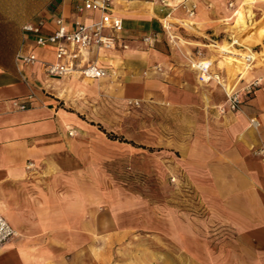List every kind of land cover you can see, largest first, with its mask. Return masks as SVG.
Segmentation results:
<instances>
[{"label": "crops", "instance_id": "obj_1", "mask_svg": "<svg viewBox=\"0 0 264 264\" xmlns=\"http://www.w3.org/2000/svg\"><path fill=\"white\" fill-rule=\"evenodd\" d=\"M181 1L166 0L167 5H162L160 0H111V13L123 22V29L108 40L111 48L81 51L74 72L49 76L41 63L54 61L53 48L36 46L34 35L25 33L24 25L42 21L41 33L48 35L56 29L57 19L71 29L75 20L98 21L101 11L79 13L82 0H0V215L15 231L0 248V264H72L74 258L66 255L67 249L82 247L77 235L83 226L90 233L97 230L94 170L104 158L97 148V141L104 137L67 101L79 96L85 82L105 80L88 79L80 67L92 63L108 73L111 67H120L119 60L131 63L138 49L135 44L148 37L152 45L165 24L170 23L179 34L178 23L185 21L202 34L193 41L204 45L208 39L218 41L212 36L224 26L207 1L189 0L197 6L190 19L183 17L181 9L169 13V7ZM237 22L245 24L242 12ZM259 22L256 49L249 46L250 40L254 42L251 33L239 31L238 39L246 45L234 50L224 44L217 51L225 56L212 49L206 53L213 78L226 79L228 95L236 80L240 81L235 75L246 69V61L252 60V66L258 58L264 61V19ZM30 53L36 62L24 63L19 58ZM143 53L139 56L145 59L160 52ZM143 64L146 61L139 66ZM252 73L250 83L256 85L243 113L219 116L218 128L207 129L206 138L194 141L190 150L175 148L210 214L255 246L264 247V66ZM180 78L172 81L177 91L167 88L161 96L170 100L182 96Z\"/></svg>", "mask_w": 264, "mask_h": 264}, {"label": "rangeland", "instance_id": "obj_2", "mask_svg": "<svg viewBox=\"0 0 264 264\" xmlns=\"http://www.w3.org/2000/svg\"><path fill=\"white\" fill-rule=\"evenodd\" d=\"M160 1L167 5L166 0ZM204 1L224 26L220 34L212 36L218 41L208 39V45L193 41L202 34L185 21L178 23L179 34L170 23L165 24L152 45L148 37L135 44L138 49L131 63L119 60L120 67H111L112 71L99 77L104 81L85 82L79 96L67 101L104 137L97 141L104 158L93 169L97 230L90 233L83 226L77 235L82 247L67 249L66 255H73L72 264H264V247L255 246L210 214L197 184L186 176L185 163L177 159L181 154L175 147L190 150L194 141L201 143L207 129L218 128L219 116L244 112L256 85L250 83L252 71L264 66L258 58L253 66L252 60L246 61V69L236 73L240 81L236 80L231 92L239 99L236 109L229 107L224 90L225 70L224 79L198 80L192 60L206 59L211 49L225 56L217 51L224 44L234 50L246 45L238 39L239 31L251 33L254 42L250 40L249 46L256 49L259 20L264 19V0ZM196 8L182 0L169 7V13L181 9L183 17L190 19ZM239 12L244 25L237 22ZM150 49L160 53L140 58ZM143 60L146 64L139 66ZM175 76L181 77L178 88L182 96L170 100L161 93L167 88L177 91L172 83ZM127 79L129 84L124 82Z\"/></svg>", "mask_w": 264, "mask_h": 264}, {"label": "built area", "instance_id": "obj_3", "mask_svg": "<svg viewBox=\"0 0 264 264\" xmlns=\"http://www.w3.org/2000/svg\"><path fill=\"white\" fill-rule=\"evenodd\" d=\"M110 2L111 0H82L81 4L77 7L79 13L87 10H100L101 16L98 21L92 23L75 20L71 29H67L61 19H57L56 29L48 35L41 33L42 21L36 24L24 25V32L34 35L36 46L53 48L54 61L41 63L49 76H62L74 72L77 68L76 65L81 51L87 50L90 47L111 48V43L108 40L116 32H120L123 29V22L120 17L111 13ZM105 30H108V32L105 33ZM19 58L24 63H34L37 61L35 55L31 53L20 55ZM250 61L248 60L247 62ZM190 65L197 73V78L200 82L214 80L210 69L211 62L207 59L198 58L192 60ZM80 71L84 76L89 78H99L106 74L104 69L92 63L80 67ZM228 102L231 109H236L239 104L238 96L235 93H230L228 95ZM14 235V229L0 215V248Z\"/></svg>", "mask_w": 264, "mask_h": 264}]
</instances>
